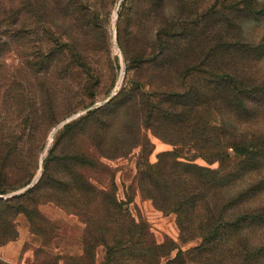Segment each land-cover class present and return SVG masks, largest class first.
I'll use <instances>...</instances> for the list:
<instances>
[{"label": "trees", "instance_id": "obj_1", "mask_svg": "<svg viewBox=\"0 0 264 264\" xmlns=\"http://www.w3.org/2000/svg\"><path fill=\"white\" fill-rule=\"evenodd\" d=\"M192 5L191 0H123L120 20L136 11L149 32L142 54L128 60L124 83L108 103L93 108V94L84 90V100H91L82 109H92L58 131L32 187L30 168L21 177L18 173L25 150L37 141L19 134L17 117L11 126L0 128V248L18 238L16 220L21 215L32 233L44 234L50 222L40 206L54 204L86 226L84 256L66 258L78 264H96L99 246L106 249L105 264H162L175 250L177 255L166 264H226L228 259L234 264H262L264 133H248L264 120V79L251 73L261 59L252 58L253 51L241 44L223 40L213 41L206 55L191 58L195 49L188 39L190 29L177 13ZM64 7L72 22L89 26L82 0H67ZM246 8L244 13L255 14L250 3ZM216 9L210 17L213 34L224 25L218 17L225 14ZM82 47L71 42L65 49L53 48L40 55L39 65L64 63L86 69ZM59 51L61 58L56 56ZM178 81L181 86H175ZM8 94L17 102L13 113L23 118L24 99L18 92ZM34 110L37 132L47 123L51 128L58 124L54 107L43 103ZM145 130L193 153L181 161L177 151L166 152L155 164H140L135 184L158 211L176 215L183 244L199 240V246L183 251L170 243L158 244L149 225L131 216L114 189L93 183L103 160L150 149ZM230 151L239 159L233 171L225 167ZM200 159L219 167L201 166L196 163ZM92 237L97 242L90 246Z\"/></svg>", "mask_w": 264, "mask_h": 264}, {"label": "rangeland", "instance_id": "obj_2", "mask_svg": "<svg viewBox=\"0 0 264 264\" xmlns=\"http://www.w3.org/2000/svg\"><path fill=\"white\" fill-rule=\"evenodd\" d=\"M66 1L0 0V128L11 126L13 119L17 117L16 122L21 126L19 134L24 135L25 140L33 137L37 141L34 148L25 150L22 169L18 173V177H21L30 168L33 179L29 187L40 179L43 161L54 146L58 131L66 125L62 124L87 111L82 107L91 99L84 100V90L94 95H91L96 101L93 108L104 105L117 94L126 77L128 60L142 54L141 50L147 43L149 33L144 26L143 17L136 11L130 10L129 15L125 13L120 20L123 0H82L89 17L87 28H81V25L71 21V13L64 7ZM191 2L193 5L190 9L177 13L178 18L185 20L190 29L188 39L195 49L191 58L206 55L209 45L215 40L238 43L244 49L253 51L252 58L261 59V62L251 69V73L262 81L264 0ZM248 3L252 5L255 14L244 13ZM40 5L47 10L40 11ZM215 6L217 12L225 14L218 17L224 25L222 29L219 28L220 32L217 34L210 32V17ZM236 9L238 11L233 14L231 10ZM192 31L196 34L192 35ZM71 42L83 46V55L87 57L86 69L76 66L68 68L64 63L39 65L41 54L47 55L53 48L65 49ZM60 54L61 51L56 54L57 58L62 57ZM132 75L133 73L129 74ZM181 85V81L175 83V86ZM9 91L18 92L24 99L23 118L17 111L13 113L17 102L11 99L12 94H8ZM50 94L52 98L48 99ZM43 103L56 109L58 124L51 128L47 123L37 132L34 127V109ZM68 114L71 116L66 118ZM253 131L264 133V120L254 125L248 133L252 134ZM143 135L152 145L148 151L137 148L125 157L103 160L104 166L92 177L93 183L99 188L114 189L118 200L125 204V209L131 216L136 221L149 225L158 244L170 243L172 248L178 247L183 251L199 246V240L183 244L176 215L158 211L150 200L142 197L135 184L140 164H155L160 155L166 152L177 151L181 161L190 159L193 153L189 148H176L151 131L145 130ZM229 154L232 158L227 161L225 167L226 170L233 171L239 159L232 151ZM196 163L213 169L219 167L218 164L209 166L201 159ZM28 188L11 193L5 198L19 195ZM40 211L50 222L45 233H32L27 218L19 216L16 220L18 238L0 248V261L4 264H66V261L69 264H78L77 261L66 258L84 256L85 224L79 217L54 204L42 205ZM96 242L92 237L90 246ZM177 253L178 250L170 253L162 260V264L173 259ZM95 260L96 264H105L106 249L103 246L96 247ZM191 264L199 263L194 261ZM226 264L234 262L228 259Z\"/></svg>", "mask_w": 264, "mask_h": 264}, {"label": "water", "instance_id": "obj_3", "mask_svg": "<svg viewBox=\"0 0 264 264\" xmlns=\"http://www.w3.org/2000/svg\"><path fill=\"white\" fill-rule=\"evenodd\" d=\"M114 96H116V93H115V94H114V95H113L108 101H106L105 104L108 103V102H109ZM101 106H102V105H101ZM88 111H89V110L85 111V112L82 113V114L77 115V116L74 117V118L69 119L67 122H65L64 124H62V126H64L65 124L69 123V122L72 121L73 119H76V118L80 117L81 115L87 113Z\"/></svg>", "mask_w": 264, "mask_h": 264}]
</instances>
